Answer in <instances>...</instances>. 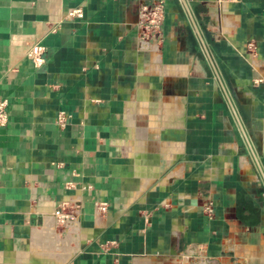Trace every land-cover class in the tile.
I'll return each instance as SVG.
<instances>
[{
    "label": "crops",
    "instance_id": "obj_1",
    "mask_svg": "<svg viewBox=\"0 0 264 264\" xmlns=\"http://www.w3.org/2000/svg\"><path fill=\"white\" fill-rule=\"evenodd\" d=\"M0 98V264H264V0H0Z\"/></svg>",
    "mask_w": 264,
    "mask_h": 264
},
{
    "label": "built area",
    "instance_id": "obj_2",
    "mask_svg": "<svg viewBox=\"0 0 264 264\" xmlns=\"http://www.w3.org/2000/svg\"><path fill=\"white\" fill-rule=\"evenodd\" d=\"M219 3H238L241 0H217ZM65 20L74 22L84 18V9L82 7L71 8L65 15ZM165 11L163 3H156L151 7H144L140 27L146 32L153 29L160 31L161 26L164 23ZM57 27L51 28L55 30ZM26 58L32 62L35 68L39 69L46 63V48L41 44L39 40L28 43ZM9 102L6 99L0 98V127L6 126L9 123ZM70 115L65 112L59 114L57 123L60 127L64 128L68 125ZM99 213H105L107 211V204L102 203L97 206ZM206 210L209 214L213 213V203L210 202L206 206ZM81 204L79 201L71 200L59 204L55 211V227L70 228L74 225L81 215Z\"/></svg>",
    "mask_w": 264,
    "mask_h": 264
},
{
    "label": "bare ground",
    "instance_id": "obj_3",
    "mask_svg": "<svg viewBox=\"0 0 264 264\" xmlns=\"http://www.w3.org/2000/svg\"><path fill=\"white\" fill-rule=\"evenodd\" d=\"M52 229H53V227H52ZM48 230V229H47ZM52 233V232H51ZM53 238V237H52ZM44 246V245H43Z\"/></svg>",
    "mask_w": 264,
    "mask_h": 264
}]
</instances>
